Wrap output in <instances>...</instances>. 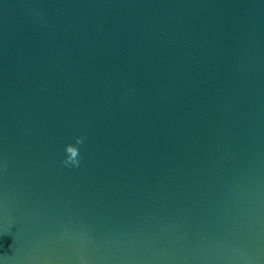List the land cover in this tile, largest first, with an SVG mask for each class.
I'll use <instances>...</instances> for the list:
<instances>
[{
  "label": "water",
  "instance_id": "obj_1",
  "mask_svg": "<svg viewBox=\"0 0 264 264\" xmlns=\"http://www.w3.org/2000/svg\"><path fill=\"white\" fill-rule=\"evenodd\" d=\"M0 264H264V0H0Z\"/></svg>",
  "mask_w": 264,
  "mask_h": 264
},
{
  "label": "clouds",
  "instance_id": "obj_2",
  "mask_svg": "<svg viewBox=\"0 0 264 264\" xmlns=\"http://www.w3.org/2000/svg\"><path fill=\"white\" fill-rule=\"evenodd\" d=\"M83 143L82 137H76L75 143H68L64 145V158L61 163L65 167H79L81 155L80 150L77 145H81Z\"/></svg>",
  "mask_w": 264,
  "mask_h": 264
}]
</instances>
